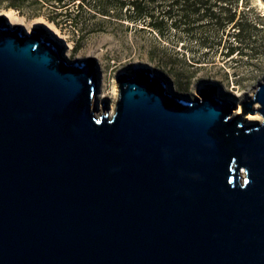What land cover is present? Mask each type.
<instances>
[{
	"label": "water",
	"instance_id": "1",
	"mask_svg": "<svg viewBox=\"0 0 264 264\" xmlns=\"http://www.w3.org/2000/svg\"><path fill=\"white\" fill-rule=\"evenodd\" d=\"M64 49L0 15V264H264V79L232 114L136 65L95 114Z\"/></svg>",
	"mask_w": 264,
	"mask_h": 264
},
{
	"label": "rangeland",
	"instance_id": "2",
	"mask_svg": "<svg viewBox=\"0 0 264 264\" xmlns=\"http://www.w3.org/2000/svg\"><path fill=\"white\" fill-rule=\"evenodd\" d=\"M69 2L62 0L61 5H67L60 7L56 0H0V8L15 11L25 21L35 15L55 16L63 47L68 46L72 56L78 58H82L79 56L82 50L87 53L85 59L90 61L97 86L93 106L100 109L99 114L114 109L117 76L130 72L135 63L167 79L180 95L188 98L198 96L203 87L214 88L218 96L233 104L232 114L264 79V2L261 0H238V11H242L248 24L242 40L234 38L238 16L220 26L207 19L190 34L187 25L178 23L180 5L175 4L161 36L146 25L126 21L124 9L119 10L111 0ZM37 29L43 35L48 32L43 26ZM238 45L239 53L225 54L227 46ZM101 90L104 97L99 96ZM239 90L247 97L235 96Z\"/></svg>",
	"mask_w": 264,
	"mask_h": 264
},
{
	"label": "trees",
	"instance_id": "3",
	"mask_svg": "<svg viewBox=\"0 0 264 264\" xmlns=\"http://www.w3.org/2000/svg\"><path fill=\"white\" fill-rule=\"evenodd\" d=\"M60 7H64L67 4H62V0H56ZM75 0H70L69 3ZM116 3L119 10L124 9V18L130 23L148 26L150 29L155 30L159 35L163 36V29L168 25V20L171 17L172 5L179 4V20L178 23L187 25V32L190 34L192 30L203 25L204 21L209 19L213 20L215 24L221 25L224 22H233L235 17L238 19L234 22V28L237 32L234 34V38L242 40L245 27L248 25L243 20L242 11H238V0H214L212 3L210 0H111ZM107 2V1H106ZM105 6V5H104ZM106 9V7H104ZM217 9V11H214ZM104 12L105 10H101ZM238 13V14H237ZM46 19L52 22L56 27H60V24L53 15H46ZM203 21V22H202ZM171 22V21H170ZM174 24V23H173ZM241 46H227L225 48V54H231L233 52L239 53Z\"/></svg>",
	"mask_w": 264,
	"mask_h": 264
},
{
	"label": "bare ground",
	"instance_id": "4",
	"mask_svg": "<svg viewBox=\"0 0 264 264\" xmlns=\"http://www.w3.org/2000/svg\"><path fill=\"white\" fill-rule=\"evenodd\" d=\"M0 15H4L6 17V19H7V22L9 24H11V25L20 24L26 30V32H30L32 29L38 28V26L39 27L40 26H43V27H45V30L48 31L47 34L44 35V36H49L50 34H53L55 36V38H57V39H59L61 37V33L59 32L58 28L52 22L46 20L41 15L32 16L28 20L25 21L24 17L21 16V15H19L15 11L9 10V9H3V8H0ZM69 50H70L69 47L66 46V48L63 50V56L65 58H67L71 62V61L75 60L78 57L72 56V54L69 52ZM86 55H87V53H86L85 50H82V52L79 53V56H81L83 60L85 59V56ZM135 65H136V63L133 64L132 69L130 70V72H127V75H130V74L133 73V70H134L133 68H134ZM90 66H91V64H90ZM167 85H168V88L172 92L179 94L177 92L176 88L169 81H167ZM212 91L216 92L214 88H212ZM239 91L240 92L237 93L235 96H241L242 98H245L246 94H244V92H242L241 90H239ZM100 92L101 93H100L99 96L100 97H104L105 96L104 93H103L104 91L101 90ZM222 99H225V98H222ZM225 100H227V99H225ZM240 109L241 108L238 105L236 107V109L233 111V113H239L240 112ZM94 112H95V114H99L100 113V109L94 107ZM112 112H113V107H111L108 110V113L109 114H111Z\"/></svg>",
	"mask_w": 264,
	"mask_h": 264
}]
</instances>
